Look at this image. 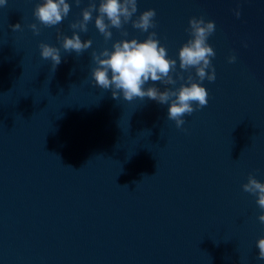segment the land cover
<instances>
[{
	"label": "water",
	"instance_id": "water-1",
	"mask_svg": "<svg viewBox=\"0 0 264 264\" xmlns=\"http://www.w3.org/2000/svg\"><path fill=\"white\" fill-rule=\"evenodd\" d=\"M39 2L0 7V264H264L262 210L242 188L249 174L264 181V0H138L136 15L156 9L149 32L177 71L190 18L216 22L209 103L183 128L170 105L116 100L93 83V50L149 33L129 23L106 43L94 12L80 33L92 47L61 48L53 72L39 44L61 47L58 31L72 35L88 0H69L68 17L34 35Z\"/></svg>",
	"mask_w": 264,
	"mask_h": 264
},
{
	"label": "clouds",
	"instance_id": "clouds-1",
	"mask_svg": "<svg viewBox=\"0 0 264 264\" xmlns=\"http://www.w3.org/2000/svg\"><path fill=\"white\" fill-rule=\"evenodd\" d=\"M74 2L79 6L82 0ZM7 4L8 0H0V7ZM71 7L69 0H41L36 4L33 13L39 23L33 22L29 25L33 34H40L41 25L53 27L61 24L68 17ZM94 12L97 13L95 28L103 35L106 43L112 40L113 28L120 30L123 37H127L129 33L125 25L129 23L134 29L149 33L144 40L135 37L118 39L113 42L111 48L104 47L100 51H92L91 58L95 67L91 76L96 87L110 90L112 98L116 100L122 95L123 99L129 102L136 98H148L163 105H170L167 117L175 121L177 128H183L186 115H191L208 105L209 92L202 81L216 80V69L212 63L216 51L208 42V38L216 31V22L206 20L204 16L190 18L187 29L190 38L179 50L180 70L177 71V59L168 56V50L160 43L156 31L149 32L157 27L156 9L149 8L136 15L138 0H88L87 6L82 9V18L70 23L72 35L58 31L57 39L61 47L43 41L39 44L41 58L52 62L53 72L62 62L61 48L65 52L80 55L92 47L93 40H82L80 33L88 32ZM234 12L239 18L241 10L236 8ZM21 27L20 23L12 25L14 31ZM236 60L235 54L228 57L229 63H235ZM193 69L195 75L192 74ZM185 73H188L187 77ZM185 79L187 82L179 88L168 87L161 91L155 86V82L175 85L177 80ZM150 81L153 82L152 86L145 88ZM242 188L244 192L257 198L256 204L262 210L258 220L264 224V181L249 174ZM256 247L259 249L256 259L264 261V236L257 240Z\"/></svg>",
	"mask_w": 264,
	"mask_h": 264
}]
</instances>
